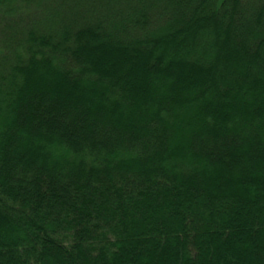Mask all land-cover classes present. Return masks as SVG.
Returning a JSON list of instances; mask_svg holds the SVG:
<instances>
[{
    "label": "trees",
    "instance_id": "trees-1",
    "mask_svg": "<svg viewBox=\"0 0 264 264\" xmlns=\"http://www.w3.org/2000/svg\"><path fill=\"white\" fill-rule=\"evenodd\" d=\"M0 264H264V0H0Z\"/></svg>",
    "mask_w": 264,
    "mask_h": 264
}]
</instances>
